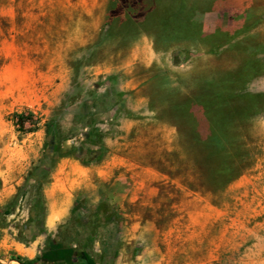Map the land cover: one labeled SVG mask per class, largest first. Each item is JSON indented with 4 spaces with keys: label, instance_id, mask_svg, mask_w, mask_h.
I'll return each instance as SVG.
<instances>
[{
    "label": "rangeland",
    "instance_id": "374dc122",
    "mask_svg": "<svg viewBox=\"0 0 264 264\" xmlns=\"http://www.w3.org/2000/svg\"><path fill=\"white\" fill-rule=\"evenodd\" d=\"M28 260L264 264V0H0V264Z\"/></svg>",
    "mask_w": 264,
    "mask_h": 264
},
{
    "label": "trees",
    "instance_id": "16d2710c",
    "mask_svg": "<svg viewBox=\"0 0 264 264\" xmlns=\"http://www.w3.org/2000/svg\"><path fill=\"white\" fill-rule=\"evenodd\" d=\"M12 117L15 121L18 122V125L23 126V124L26 122V120L31 117V113L30 112H25V111H20V112H15L12 114ZM36 122H33V124H35ZM28 131V130H26ZM45 134L47 137H51L52 134V127L51 125H47L45 127ZM32 260H28L27 264H31ZM77 264H85L84 260H80L77 262Z\"/></svg>",
    "mask_w": 264,
    "mask_h": 264
}]
</instances>
